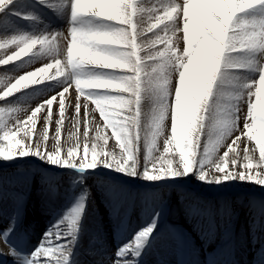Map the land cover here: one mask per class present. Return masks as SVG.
Listing matches in <instances>:
<instances>
[{
    "label": "snow or ice",
    "instance_id": "snow-or-ice-1",
    "mask_svg": "<svg viewBox=\"0 0 264 264\" xmlns=\"http://www.w3.org/2000/svg\"><path fill=\"white\" fill-rule=\"evenodd\" d=\"M9 2L0 0V10ZM66 3L72 21L66 35L13 36L0 43V48H7L9 43L17 48L0 58V66L15 64L31 56L34 50L47 51L52 61L19 75L14 82L0 78V83L6 82L0 90V100L33 84L67 77L55 95H48L35 107L22 111L23 118L0 108V144L7 142V148L0 147V158L36 155L58 166L86 170L103 165L150 181L175 180L195 173L204 183L240 180L264 187V16L243 15L264 6V0H162L160 8L146 7L143 0ZM85 18L106 23L93 25ZM181 25L182 50L178 47L179 38L174 39ZM64 40L67 43L62 64L58 57ZM51 69L55 71L50 72ZM238 70L255 71L258 79L245 78ZM73 84L79 95L95 105L104 128L111 129V137L97 126L92 138L96 142L88 143L89 105L85 103V142L68 147L62 154L60 131L65 94ZM225 96L227 103L221 113ZM58 97L60 119L56 121L54 148L48 151V126ZM245 98L247 112L242 114L240 106ZM145 99L151 101L149 112L142 107ZM257 102L261 106L260 135L253 134V109ZM75 110L78 128L79 97ZM169 114L171 129L167 134L165 121ZM41 118L44 128L36 137V124ZM241 122L243 127L239 126ZM162 135L163 152L157 157L153 153ZM244 137L254 141L256 148L245 144L241 149ZM110 138L115 140L118 154L107 150ZM257 150L259 156L254 159L250 153ZM82 210L83 204L78 205L71 215L45 233L28 264H40L42 257L43 264H68V237L74 238ZM158 217L157 212L150 225L117 249L112 264H136L135 259L128 257L140 254L139 250L156 231ZM65 221L67 230L62 228Z\"/></svg>",
    "mask_w": 264,
    "mask_h": 264
},
{
    "label": "bare ground",
    "instance_id": "bare-ground-1",
    "mask_svg": "<svg viewBox=\"0 0 264 264\" xmlns=\"http://www.w3.org/2000/svg\"><path fill=\"white\" fill-rule=\"evenodd\" d=\"M143 3L146 7L160 8L162 0H143ZM259 7V16H264V6H257L256 10ZM251 10L243 15L254 16ZM71 23L66 0H10L0 10V43L10 41L13 36L38 38L52 33L66 35ZM182 36L181 25L174 37L179 38L177 43L181 50ZM66 43L64 40L62 54L58 57L62 64L65 62ZM16 50V46L9 43L7 48H0V58ZM47 62H52L47 51L34 50L31 56L15 64L0 66V78L14 82V78L34 71ZM49 71L54 72L55 69ZM66 79L45 80L28 86L0 100V108L23 118L22 111L35 107L48 95H55ZM249 79H258V73ZM6 82L0 83V90L6 86ZM78 97L81 110L77 128L75 109ZM85 103L89 105L88 143L96 142L92 138L96 136L97 126L111 137V129L104 128L103 118L95 105L79 95L73 84L65 94L60 131L62 154L68 147L82 146L85 142ZM226 103L227 96L221 103V113ZM142 107L149 112L151 101L145 99ZM260 107L257 102L253 109L256 116L254 135H260ZM53 108L54 114L48 126V151L53 150L55 145L56 121L60 119L59 97L54 101ZM243 109L241 107V113L246 114L247 98ZM10 118L5 117V122ZM249 123L253 121L249 120ZM165 126L166 133L170 134V114ZM239 126L243 127L242 122ZM43 128L44 120L41 118L36 124V137ZM163 140V135L157 140L154 156L159 157L163 152ZM37 142H40L39 139ZM245 144L256 148L255 142L248 137L243 138L241 149ZM107 150L119 153L114 139H109ZM250 155L258 159V150ZM143 158L142 143L139 154L142 165ZM11 161L22 164V168L19 164L16 168L8 163L0 164V189L3 191L0 197V264H21L8 254V249L13 246L23 249L30 259L45 233L71 215L80 204H83V210L74 238L68 237L71 241L68 264H112L117 249L131 241L139 230L150 225L157 212L156 231L139 250L137 257H128L135 259L136 264H264V187L260 185L233 180L227 185L215 184L212 194L207 195L204 182L193 178H184L180 181L182 184H175L178 179L161 180L155 184L143 178L124 176L103 165L86 170L58 166L36 155L16 156ZM62 228L67 230V221ZM44 259L41 258L40 264Z\"/></svg>",
    "mask_w": 264,
    "mask_h": 264
},
{
    "label": "rangeland",
    "instance_id": "rangeland-1",
    "mask_svg": "<svg viewBox=\"0 0 264 264\" xmlns=\"http://www.w3.org/2000/svg\"><path fill=\"white\" fill-rule=\"evenodd\" d=\"M259 10H260V7L258 8V10H256V8L255 9H252L251 10V12H252V14L254 15V16H259ZM87 20H89L93 25H99V22L100 21H98V20H95V19H93V18H87ZM102 23V22H101ZM239 72L241 73V75L243 76V77H245V78H250L251 76H253V75H255V74H257V72H255V71H251V70H239ZM227 88V87H226ZM240 107H242V110H244L243 109V103L241 104V106ZM241 110V111H242ZM243 112H245V111H243ZM251 120V119H250ZM0 135H2V133H0ZM0 147H4V148H7V142H5L4 144H0ZM12 159H8V160H5V159H2V158H0V164L1 165H5V164H7L8 163V165L10 166V167H13V168H16V166L19 164H16L14 161H11ZM5 162V163H4ZM14 164H16V165H14ZM142 164H141V168H142ZM19 167L20 168H22V164H19ZM117 172H119L120 174H122V175H124V176H128V177H135V178H141V176H139V175H135V176H133V175H126L125 173H123V172H120V171H117ZM184 178H189V179H191V178H193V179H197V177H196V174L195 173H192V174H189V175H187V176H182V177H177L176 179H178V180H175V184L176 183H180V184H182L180 181L181 180H183ZM142 179V178H141ZM143 180H145V181H150V180H146V179H143ZM199 180V179H198ZM159 181H161V180H157V181H151V182H154L155 184H157V183H159ZM235 181V180H234ZM233 180H227V181H224V182H222V183H220V184H223V183H225L226 185L228 184V183H230V182H234ZM240 183H246V181H240V180H238ZM179 184V185H180ZM215 184H217V183H204L203 185L205 186V188L206 189H204V191H205V193L207 194V195H210V194H212V192H213V189L215 188ZM112 248V247H111ZM11 257H13L14 259H17L21 264H28V262H29V257L28 256H24L23 255V253L20 251V253L18 252V251H14L12 248H11ZM8 251H10V250H8ZM105 253V252H104ZM92 262V261H91Z\"/></svg>",
    "mask_w": 264,
    "mask_h": 264
}]
</instances>
